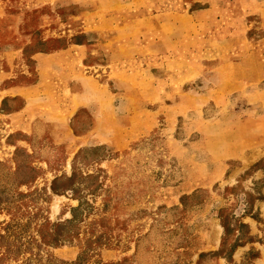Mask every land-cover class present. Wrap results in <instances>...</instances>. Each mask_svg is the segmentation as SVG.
Listing matches in <instances>:
<instances>
[{
	"label": "rangeland",
	"instance_id": "1",
	"mask_svg": "<svg viewBox=\"0 0 264 264\" xmlns=\"http://www.w3.org/2000/svg\"><path fill=\"white\" fill-rule=\"evenodd\" d=\"M65 47L32 131L0 90V264H264V0H0V88Z\"/></svg>",
	"mask_w": 264,
	"mask_h": 264
},
{
	"label": "crops",
	"instance_id": "2",
	"mask_svg": "<svg viewBox=\"0 0 264 264\" xmlns=\"http://www.w3.org/2000/svg\"><path fill=\"white\" fill-rule=\"evenodd\" d=\"M76 49L75 47H65L61 51L51 52V53H43L38 52L35 54V60L38 66V79L30 84H14L9 87H1L0 90L2 92L3 98L7 97H18L22 100L21 108L15 112L19 116H21L22 121L20 123V127L24 131H32V123L30 120L29 112L38 111L39 105L38 101L40 96H42L43 91L48 94H53L56 88L55 78L59 77L60 79H65L68 77V72L66 71L65 67L70 66L73 73L77 75V77H83V74L79 70V62L78 60L81 58L80 55L83 57V50L80 48V52L78 54H74L72 50ZM64 68L65 70H61ZM71 74V72H70ZM1 93V92H0ZM55 93V92H54ZM26 113L29 115L26 118ZM37 116V113H36ZM35 116V117H36ZM29 126H31L29 128ZM85 132H90V129L85 130ZM218 246V245H217ZM220 246V243H219ZM243 245L239 246L242 247ZM236 251L237 248L234 250L232 254V258H236Z\"/></svg>",
	"mask_w": 264,
	"mask_h": 264
},
{
	"label": "bare ground",
	"instance_id": "3",
	"mask_svg": "<svg viewBox=\"0 0 264 264\" xmlns=\"http://www.w3.org/2000/svg\"><path fill=\"white\" fill-rule=\"evenodd\" d=\"M114 142V141H113ZM119 144V143H118Z\"/></svg>",
	"mask_w": 264,
	"mask_h": 264
}]
</instances>
